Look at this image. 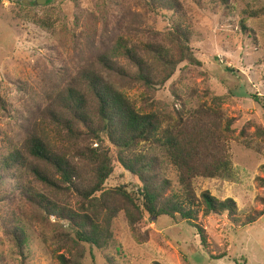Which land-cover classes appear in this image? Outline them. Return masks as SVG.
I'll use <instances>...</instances> for the list:
<instances>
[{
    "label": "rangeland",
    "instance_id": "obj_1",
    "mask_svg": "<svg viewBox=\"0 0 264 264\" xmlns=\"http://www.w3.org/2000/svg\"><path fill=\"white\" fill-rule=\"evenodd\" d=\"M228 1L224 7L179 0L180 11L152 12L144 0H45L43 5L36 0H1L0 156L21 150L34 133L47 130L54 136L48 110L61 93L79 83L83 72L99 71L101 54L118 43L139 48L153 43L177 54L179 46L169 38L181 24L190 32L189 48L198 65L180 63L165 84L151 89L115 78L112 82L147 113L194 125L198 110H217L216 131L232 120L234 134L227 143L234 180L197 178L193 185L198 196L208 190L219 200L234 199L240 215L237 221L227 215L201 219L206 250L195 228L169 217L152 222L119 199L110 203L120 210L113 222V241L100 250L75 246V230L67 221L51 214L49 224L43 222L44 212L22 196L18 186L3 183L0 264H61L59 256L71 260L74 254L81 264H108L107 258L117 264H264V215L245 224L264 209V187L257 181L264 179V137L256 135L258 128L264 130V0ZM149 63L156 75L163 71L154 61ZM114 166L106 189L123 186L138 197V178L117 161ZM22 178L30 191L54 197L69 211L82 213L86 208L75 190L49 188L28 175ZM128 213L138 218L135 226ZM17 224L28 238L23 256L4 231Z\"/></svg>",
    "mask_w": 264,
    "mask_h": 264
},
{
    "label": "trees",
    "instance_id": "obj_2",
    "mask_svg": "<svg viewBox=\"0 0 264 264\" xmlns=\"http://www.w3.org/2000/svg\"><path fill=\"white\" fill-rule=\"evenodd\" d=\"M144 1L152 12L180 11L181 7L179 0ZM199 1L224 7L229 4L228 0ZM169 40L178 44L177 54L153 43L140 48L118 43L113 50L101 54L99 71L83 72L79 83L61 93L55 107L48 110L47 123L54 136L47 130L34 133L21 150L0 156V185L10 182L18 186L21 195L44 212L43 222L49 224L47 215L51 214L67 221L70 229L75 230L72 240L75 246L87 244L102 250L111 244L113 222L120 213L111 204L119 199L152 222L169 217L175 223L195 228L206 250L208 237L201 219L227 215L238 220L240 212L234 199L219 200L208 190L198 196L193 185L197 178L234 180L227 143L234 134L232 120H226L224 129L216 131L217 110H198L193 117L194 125L180 118L170 120L159 112L147 113L137 108L112 82L115 78L151 89L165 84L180 63L199 64L189 48L188 29L176 24ZM151 61L163 68L159 75L154 73ZM125 63L135 71L125 68L122 65ZM228 71L233 72L229 68ZM100 72H106L108 77ZM252 98L261 101L257 96ZM256 135L264 137V130L258 128ZM240 137H244V131ZM242 143L254 148L252 142L243 140ZM141 145H145L143 151L138 150ZM114 161L138 178L141 184L138 197L123 186L106 189V182L114 173ZM262 170L264 172V166ZM23 175L49 188L75 190L86 208L82 213H75L54 197L30 191ZM257 181L264 187V179L257 178ZM254 215L246 219L245 224L256 222L264 215V209ZM126 216L135 226L138 218L129 213ZM4 231L23 256L28 244L24 227L17 224ZM74 257L75 254L71 260L65 256L57 259L61 264H81L80 259L74 261ZM107 261L117 264L112 258Z\"/></svg>",
    "mask_w": 264,
    "mask_h": 264
},
{
    "label": "water",
    "instance_id": "obj_3",
    "mask_svg": "<svg viewBox=\"0 0 264 264\" xmlns=\"http://www.w3.org/2000/svg\"><path fill=\"white\" fill-rule=\"evenodd\" d=\"M37 5L45 4V0H36Z\"/></svg>",
    "mask_w": 264,
    "mask_h": 264
}]
</instances>
